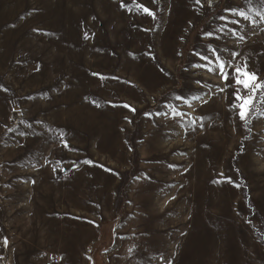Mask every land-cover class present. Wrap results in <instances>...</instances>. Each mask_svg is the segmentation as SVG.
Segmentation results:
<instances>
[{
    "label": "rangeland",
    "instance_id": "374dc122",
    "mask_svg": "<svg viewBox=\"0 0 264 264\" xmlns=\"http://www.w3.org/2000/svg\"><path fill=\"white\" fill-rule=\"evenodd\" d=\"M259 8L0 0V264H264Z\"/></svg>",
    "mask_w": 264,
    "mask_h": 264
},
{
    "label": "snow or ice",
    "instance_id": "6c2138e0",
    "mask_svg": "<svg viewBox=\"0 0 264 264\" xmlns=\"http://www.w3.org/2000/svg\"><path fill=\"white\" fill-rule=\"evenodd\" d=\"M197 4L200 3V0H195ZM211 2V0H210ZM246 3L252 4L253 0H246ZM260 8L256 12V15L260 16L262 20H264V0H259ZM137 10H142L144 13L149 15H154L148 8L138 5ZM228 11L233 12L235 15L243 17L245 20H248L250 23H258V21L254 20L250 15L249 12L243 9H229ZM221 20H227V17H220ZM232 23H239V21H232ZM227 27V25H224ZM233 35H236V31L232 30ZM206 35H213V33H207ZM242 38V37H241ZM215 54V49L212 50ZM238 53H233L235 57ZM203 59L207 60L208 57H202ZM217 67L222 74V79L228 80L229 73L226 71L224 62L219 60L217 56ZM199 67H208L207 65H197ZM229 66H231V62H229ZM209 71H215L214 68H208ZM232 77L234 79L235 84L240 85L244 90L248 91L247 96L240 95V89L237 88L233 95L237 101L240 103H233L232 108L239 109L238 116L240 120L247 121L250 114H254L258 105L264 104V82L258 81V77L255 73H250L247 69V65L243 67L237 66L235 71L232 73ZM223 91V89H221ZM259 94V96H258ZM193 99H199V97H193ZM174 115L180 116L182 115L179 112H174ZM259 115L264 116V110L259 112ZM11 131V129L9 130ZM90 163V162H89Z\"/></svg>",
    "mask_w": 264,
    "mask_h": 264
},
{
    "label": "trees",
    "instance_id": "16d2710c",
    "mask_svg": "<svg viewBox=\"0 0 264 264\" xmlns=\"http://www.w3.org/2000/svg\"><path fill=\"white\" fill-rule=\"evenodd\" d=\"M244 186H245V199L247 201L248 206L252 209V211L256 210L255 204L251 198V194H250V190L248 185L246 184V182L243 180ZM260 236L262 237V239L264 240V233L263 232H259Z\"/></svg>",
    "mask_w": 264,
    "mask_h": 264
},
{
    "label": "bare ground",
    "instance_id": "6f19581e",
    "mask_svg": "<svg viewBox=\"0 0 264 264\" xmlns=\"http://www.w3.org/2000/svg\"><path fill=\"white\" fill-rule=\"evenodd\" d=\"M155 248V247H154ZM164 248V247H163ZM168 248V247H167ZM147 259V258H146ZM144 264V263H143Z\"/></svg>",
    "mask_w": 264,
    "mask_h": 264
}]
</instances>
